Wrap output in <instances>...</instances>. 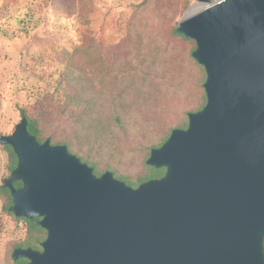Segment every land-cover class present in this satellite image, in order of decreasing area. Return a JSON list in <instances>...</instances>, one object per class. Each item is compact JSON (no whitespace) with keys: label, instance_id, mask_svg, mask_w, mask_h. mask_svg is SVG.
I'll list each match as a JSON object with an SVG mask.
<instances>
[{"label":"water","instance_id":"water-1","mask_svg":"<svg viewBox=\"0 0 264 264\" xmlns=\"http://www.w3.org/2000/svg\"><path fill=\"white\" fill-rule=\"evenodd\" d=\"M200 2L177 33L196 41L207 103L151 150L161 178L132 188L97 176L66 145L39 143L25 117L0 136L18 158L2 181L10 212L47 232L14 262L264 264V0Z\"/></svg>","mask_w":264,"mask_h":264},{"label":"trees","instance_id":"trees-1","mask_svg":"<svg viewBox=\"0 0 264 264\" xmlns=\"http://www.w3.org/2000/svg\"><path fill=\"white\" fill-rule=\"evenodd\" d=\"M53 1L60 15L66 0ZM191 3L192 0H144L148 28L135 29L122 44L126 56L114 54L106 62L105 71L97 75L80 67L63 68L53 77L52 88L39 96L29 110L20 109L21 118L28 121L29 133L39 143L50 140L52 145H66L97 176L111 171L132 188L161 178L165 168L146 164L151 150L160 148L174 129H186L188 113L202 110L207 103L203 88L206 71L192 57L196 41L177 33L178 26L174 25ZM76 5L81 9L82 24L90 32L89 11L85 9L90 0H72V6ZM40 24L34 8L26 2L19 3L1 13L0 36H27ZM86 36L90 43L91 37ZM126 77L134 81L122 82ZM139 77L146 84L138 82ZM193 83L195 93L188 89ZM171 98L186 104L183 115L175 120L164 111L165 101ZM3 146L11 174L18 158L10 145ZM127 150L138 152L137 163L124 159ZM14 186L20 188L22 183L17 181ZM0 200L3 212L23 220L27 227L26 237L11 244L9 256L15 248L41 250L47 232L37 225L38 218L28 220L11 213V191L2 185ZM25 262L20 259L13 264Z\"/></svg>","mask_w":264,"mask_h":264},{"label":"rangeland","instance_id":"rangeland-1","mask_svg":"<svg viewBox=\"0 0 264 264\" xmlns=\"http://www.w3.org/2000/svg\"><path fill=\"white\" fill-rule=\"evenodd\" d=\"M143 1L90 0V5L85 7L90 18L91 31L88 32L81 22V9L78 5L74 8L72 0L65 1L60 15L54 10L53 0H0V17L8 8L26 2L41 18L40 26L27 36L14 39L0 36V136L14 131L22 119L20 109L29 110L39 96L52 88L53 77L63 68L80 67L97 75L105 71L106 62L111 61L114 54L126 56L122 44L131 38L135 29L148 28ZM197 4L204 5L200 0H192L189 7ZM189 7L175 19L174 25L178 26ZM86 35L91 37L90 43L86 42ZM124 79V83L134 81L131 77ZM137 81L146 84L142 77ZM188 89L195 93L194 83ZM185 109V102L178 98L164 103V111L173 120L183 115ZM124 159L134 164L139 154L127 150ZM7 165L4 146L0 145V186L10 177ZM26 230L23 220L3 212L0 200V264H13L9 256L11 244L24 239Z\"/></svg>","mask_w":264,"mask_h":264},{"label":"bare ground","instance_id":"bare-ground-1","mask_svg":"<svg viewBox=\"0 0 264 264\" xmlns=\"http://www.w3.org/2000/svg\"><path fill=\"white\" fill-rule=\"evenodd\" d=\"M203 8H205V4L204 5H193L190 9H189V11L187 12V16H191V15H193V14H195V13H197L198 11H200V10H202Z\"/></svg>","mask_w":264,"mask_h":264},{"label":"flooded vegetation","instance_id":"flooded-vegetation-1","mask_svg":"<svg viewBox=\"0 0 264 264\" xmlns=\"http://www.w3.org/2000/svg\"><path fill=\"white\" fill-rule=\"evenodd\" d=\"M37 221H38V220H37ZM41 250H42V249H41ZM24 260H26V259H24ZM26 262H27V260H26ZM26 262H25V263H26Z\"/></svg>","mask_w":264,"mask_h":264}]
</instances>
